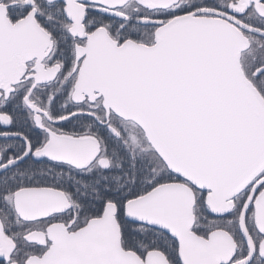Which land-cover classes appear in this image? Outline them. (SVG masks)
Instances as JSON below:
<instances>
[{
    "label": "snow or ice",
    "instance_id": "obj_1",
    "mask_svg": "<svg viewBox=\"0 0 264 264\" xmlns=\"http://www.w3.org/2000/svg\"><path fill=\"white\" fill-rule=\"evenodd\" d=\"M0 264H264V0H0Z\"/></svg>",
    "mask_w": 264,
    "mask_h": 264
}]
</instances>
